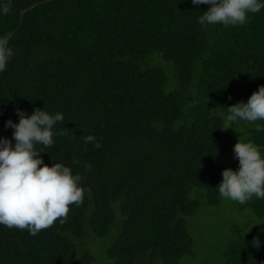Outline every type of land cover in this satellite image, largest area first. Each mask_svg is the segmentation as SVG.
Listing matches in <instances>:
<instances>
[{
  "label": "trees",
  "instance_id": "16d2710c",
  "mask_svg": "<svg viewBox=\"0 0 264 264\" xmlns=\"http://www.w3.org/2000/svg\"><path fill=\"white\" fill-rule=\"evenodd\" d=\"M0 2L9 7L0 39L14 51L0 74V136L11 138L4 124L18 122L16 108L62 113L63 134L41 155L80 174L85 190L36 236L0 225V264H93L84 241L114 229L108 264H179L192 254L184 217L202 197L220 200L227 107L264 85V9L225 28L202 27L209 6L191 0ZM153 53L171 63L178 87L148 66ZM88 135L101 147L84 143ZM250 140L264 152V131ZM245 206L264 220V200ZM252 239L232 241L227 263L264 264V234L259 248Z\"/></svg>",
  "mask_w": 264,
  "mask_h": 264
},
{
  "label": "clouds",
  "instance_id": "9594fccd",
  "mask_svg": "<svg viewBox=\"0 0 264 264\" xmlns=\"http://www.w3.org/2000/svg\"><path fill=\"white\" fill-rule=\"evenodd\" d=\"M191 4L209 6L198 17L202 27L244 26L250 22L251 15L264 9V0H191ZM8 11L9 7L0 2V13ZM13 55L7 40L0 39V74L5 72ZM15 114L19 117L18 122L9 118L4 124L5 129L12 130L11 138L0 136V225L26 229L30 236H36L57 219L63 222L70 205L79 206L83 202V177L74 174L63 163L52 160L50 165L46 164L41 155L48 153L45 149L54 146L56 135L63 134L62 130L56 129L57 124L64 125L62 113L35 108L29 114L16 108ZM226 119L229 124L238 121L255 124L256 131H264V127L256 123L264 121V85H259L246 102L238 101L228 106ZM90 142L96 148L101 147L93 135L84 138V143ZM233 156L238 160V166L235 170L223 169L222 179L215 187L219 197L240 205L253 198L264 200V152L261 147L251 140L238 139L233 145ZM256 224L264 222L253 223L251 227ZM251 243L259 248V236H254Z\"/></svg>",
  "mask_w": 264,
  "mask_h": 264
},
{
  "label": "rangeland",
  "instance_id": "374dc122",
  "mask_svg": "<svg viewBox=\"0 0 264 264\" xmlns=\"http://www.w3.org/2000/svg\"><path fill=\"white\" fill-rule=\"evenodd\" d=\"M148 66L159 68L166 73L169 78L168 87L180 85L171 63L163 59L159 53L151 54ZM171 73L174 80L171 78ZM248 97L244 95L245 102ZM254 129H256L255 124H248L244 121L229 124L225 120L223 145L226 151L217 158V162L226 168L230 167L235 170L238 166V160L233 156V145L238 139L250 140ZM230 133L231 137L228 138ZM221 179L222 176L220 181ZM184 219L187 232L193 242L192 254L181 257L179 264H228L226 252L232 241L240 237H254L264 234V231H261L264 229V224H256L251 227L253 223L264 222L255 216L253 209L222 198L216 204H211L204 197L200 198L198 208L189 216H185ZM118 234L119 230L114 229L105 238L92 236L84 241L83 249L93 257V264H108L107 251ZM141 258L142 263L145 264L144 257Z\"/></svg>",
  "mask_w": 264,
  "mask_h": 264
}]
</instances>
